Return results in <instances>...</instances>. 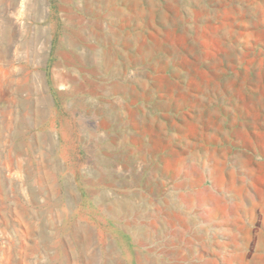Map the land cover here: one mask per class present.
Returning <instances> with one entry per match:
<instances>
[{
	"label": "rangeland",
	"instance_id": "374dc122",
	"mask_svg": "<svg viewBox=\"0 0 264 264\" xmlns=\"http://www.w3.org/2000/svg\"><path fill=\"white\" fill-rule=\"evenodd\" d=\"M141 261L264 264V0H0V264Z\"/></svg>",
	"mask_w": 264,
	"mask_h": 264
},
{
	"label": "bare ground",
	"instance_id": "6f19581e",
	"mask_svg": "<svg viewBox=\"0 0 264 264\" xmlns=\"http://www.w3.org/2000/svg\"><path fill=\"white\" fill-rule=\"evenodd\" d=\"M91 1V0H90ZM86 4H88V3H86ZM99 8V7H98ZM82 9H83V11L84 12H86V13H88V14H90V13H94V14H97L96 13V9L94 8V7H92V4H91V6L89 7V8H86V7H82ZM101 10V9H100ZM93 26H96V27H98L99 26V23L98 22H94V25ZM92 27V26H91ZM85 29L86 28H83V29H81V30H79V31H77L76 33L78 34H84V36H85ZM89 30V29H88ZM91 30V29H90ZM99 30H100V28H99ZM91 31H94L93 29L91 30ZM96 32V31H95ZM89 33V32H88ZM87 33V34H88ZM102 33V32H101ZM97 35H98V33H96ZM105 34V33H104ZM101 35V34H100ZM103 35V34H102ZM119 35V34H118ZM117 35V36H118ZM79 36V35H78ZM77 35H75V40H80V39H82V38H80V37H78ZM107 36V35H106ZM110 36V35H109ZM112 36V35H111ZM85 37H87V39L89 40V41H92L96 46L98 45L99 46V44L101 43V41H100V43H99V36H96L95 35V33L93 32L92 33V35H89V36H85ZM102 37H105V36H102ZM101 37V38H102ZM112 37H114V36H112ZM74 39V38H73ZM108 39V38H107ZM111 40V39H110ZM103 42V41H102ZM107 42H109V41H107ZM113 42H115V43H117L118 42V38L117 37H114L113 38V40H112V42L111 43H113ZM94 45V46H95ZM105 45V44H104ZM94 46H92L94 49H95V51H94V54L93 55H91L89 52H87L86 54H84V57H83V60L85 59V60H89L90 62L92 61V62H94V63H97V67L101 70V71H104L106 74H108V75H112V72H114L116 69V59H117V56H118V54H117V52L118 51H116V48H114V47H112V50L111 51H109V52H104L103 53V51L101 50V49H98L97 47L95 48ZM100 46H102V45H100ZM108 47V46H107ZM103 48H104V46H103ZM102 48V49H103ZM106 49V48H105ZM116 51V52H115ZM93 58V59H92ZM92 59V60H91ZM111 73V74H110ZM114 76V75H113ZM41 112V111H40ZM35 113H36V111H35ZM37 115H39L38 113H37ZM33 119V118H32ZM35 119V118H34ZM31 120V119H30ZM21 121H23V123L24 124H28L29 123V117H28V115H25V117L21 120ZM33 122H34V120H33ZM35 128L36 129H40V127H41V125L43 124V122L40 120V117H38V119H37V121H35ZM37 136H38V139H39V141H40V145H46V144H51V142H52V139H51V134H50V132H48L47 131V133L46 132H39L38 134H37ZM48 146V145H47ZM116 146V145H115ZM114 146V147H115ZM44 147V146H43ZM44 153V152H43ZM46 154V153H45ZM44 155V154H43ZM47 155V154H46ZM53 155V154H52ZM55 157V156H54ZM44 159V158H43ZM51 159V158H50ZM50 161V160H49ZM134 161V160H133ZM126 163V162H125ZM55 166V165H54ZM56 168V167H55ZM53 170V169H52ZM51 172V171H50ZM47 173V172H46ZM104 175V174H103ZM49 176V175H48ZM107 176V175H106ZM66 186L67 185H69L68 184V181L66 180ZM66 192H68V188L66 189ZM179 219H181L180 217H178ZM72 233L74 234V235H79V236H81V235H84L85 236V240H84V243H83V248L84 247H89V245H90V243L93 241V234H92V232H91V230L89 229V228H87L86 226H82V224L81 225H75V227H74V229L72 230ZM96 244V243H95ZM100 246V245H99ZM101 247V249H103V251H110V249L108 248V244L105 246V245H101L100 246ZM82 255V254H81ZM93 257V256H92ZM88 258V257H87ZM94 258V257H93ZM83 259H84V257H83ZM96 260V259H95ZM97 262V261H96ZM89 263V262H88ZM108 263V262H107ZM91 264V263H90ZM140 264H151L150 263V261H148V262H146V261H141V263Z\"/></svg>",
	"mask_w": 264,
	"mask_h": 264
},
{
	"label": "crops",
	"instance_id": "0c3cea01",
	"mask_svg": "<svg viewBox=\"0 0 264 264\" xmlns=\"http://www.w3.org/2000/svg\"><path fill=\"white\" fill-rule=\"evenodd\" d=\"M176 214H179V213H176V212L173 213L172 212V214L170 213L169 215H167V213H166L165 214L166 217L164 220V226H166L167 228L170 229L172 235H174L175 237H178L177 240H179L180 242L181 241L185 242L186 239L185 240L183 239V236L185 234H188L192 240H196V241L197 240H203L204 238L208 239V237L210 239V228L214 226L212 215L210 217H207V219H203L201 217V219H200L201 220V226L197 227V223H198L199 218H197L195 221L193 219H192V221H189L183 217L182 213H180L179 215H180L181 219L179 221H177V219L175 217ZM125 218H132V221H126L123 224V227L126 229V231L131 232V234H133L134 236L136 235L137 237L139 236L138 235L139 230H142L143 232L148 233V231L146 230V226L135 223V217L134 216H131V217L128 216ZM125 218H123V219H125ZM127 223L131 224L130 229L127 228V226H126ZM246 226L250 227L251 224L249 223L248 225H244V227H246ZM151 231H152V229L150 228L149 232H151ZM244 231H245L244 232L245 237L242 240H244V241L251 240L250 228H249V230L246 231V229H245ZM199 236H200V238H199ZM138 238H141V237H138ZM146 239L152 240V238H150V234H149V237ZM146 257L154 258L151 255L146 256ZM184 261H187V258Z\"/></svg>",
	"mask_w": 264,
	"mask_h": 264
}]
</instances>
